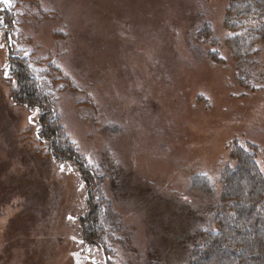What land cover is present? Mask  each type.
Returning a JSON list of instances; mask_svg holds the SVG:
<instances>
[{"label":"rangeland","instance_id":"374dc122","mask_svg":"<svg viewBox=\"0 0 264 264\" xmlns=\"http://www.w3.org/2000/svg\"><path fill=\"white\" fill-rule=\"evenodd\" d=\"M227 6L0 0V264H107L100 244L108 264L186 263L214 208L192 177L218 190L235 143L256 145L264 172V42L251 86L225 44ZM17 65L41 110L15 101ZM48 110L84 169L51 155ZM95 212L117 222L87 237Z\"/></svg>","mask_w":264,"mask_h":264},{"label":"trees","instance_id":"16d2710c","mask_svg":"<svg viewBox=\"0 0 264 264\" xmlns=\"http://www.w3.org/2000/svg\"><path fill=\"white\" fill-rule=\"evenodd\" d=\"M225 25L230 31L225 44L236 62L238 77L240 81L251 85V73L246 72L245 68L258 54L259 44L264 42V0H228ZM205 29L201 32L205 33ZM212 56L219 61L216 54ZM17 67L13 69L18 84V90L14 93L15 101L37 106L41 110L44 105L33 101L39 97H36L32 82L28 83L31 79L26 70L17 71ZM40 102L43 100L40 99ZM48 111L52 114L48 116L55 128L50 127L47 132L52 135L46 134L45 137L50 139L56 136L58 139L50 147L51 155L57 159L73 160L80 170L84 169L83 160L80 161L74 144L63 135L57 117L51 110ZM45 116L42 115V118ZM41 125L44 131L48 128L44 122ZM230 154L231 163L221 174L218 190L204 174L194 175L191 179V187L213 202L214 208L207 214V221L202 224L193 241H190L185 264H264V172L258 162L257 146L235 143ZM108 208L111 210L109 205ZM95 214L93 219L86 220L91 230L88 235L85 230L87 237L96 238L94 235H97L98 224L103 227L110 222L111 229L117 222L109 212L105 213L104 219L109 216L110 219L103 222L101 213ZM100 246L108 264L105 248L102 244Z\"/></svg>","mask_w":264,"mask_h":264},{"label":"bare ground","instance_id":"6f19581e","mask_svg":"<svg viewBox=\"0 0 264 264\" xmlns=\"http://www.w3.org/2000/svg\"><path fill=\"white\" fill-rule=\"evenodd\" d=\"M203 37H205V39L208 41V38L206 35H203ZM211 44H213L211 41H210Z\"/></svg>","mask_w":264,"mask_h":264},{"label":"snow or ice","instance_id":"6c2138e0","mask_svg":"<svg viewBox=\"0 0 264 264\" xmlns=\"http://www.w3.org/2000/svg\"><path fill=\"white\" fill-rule=\"evenodd\" d=\"M5 2L7 3V2H8V0H5ZM29 119L31 120V117H30Z\"/></svg>","mask_w":264,"mask_h":264}]
</instances>
